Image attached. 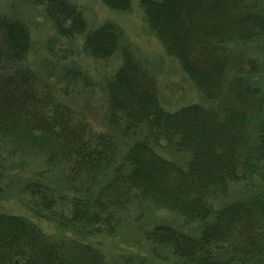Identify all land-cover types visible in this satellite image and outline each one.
I'll list each match as a JSON object with an SVG mask.
<instances>
[{"label": "trees", "instance_id": "16d2710c", "mask_svg": "<svg viewBox=\"0 0 264 264\" xmlns=\"http://www.w3.org/2000/svg\"><path fill=\"white\" fill-rule=\"evenodd\" d=\"M28 1L46 7L62 36L86 33L90 56H117L121 64L106 84L103 128L96 130L27 63L30 27L0 13V195L11 170L33 168L22 195L36 216L64 228L113 234L135 207L153 203L201 229L193 235L164 222L144 229L156 257L264 264V0H140L149 26L202 94V102L174 111L161 103L157 77L118 23L88 31L78 3ZM103 1L118 11L132 5ZM161 142L190 158L166 157ZM239 185L244 196L222 203ZM133 261L109 262L90 243L51 237L25 216L0 211V264Z\"/></svg>", "mask_w": 264, "mask_h": 264}, {"label": "rangeland", "instance_id": "374dc122", "mask_svg": "<svg viewBox=\"0 0 264 264\" xmlns=\"http://www.w3.org/2000/svg\"><path fill=\"white\" fill-rule=\"evenodd\" d=\"M72 1L83 7L88 20V31L107 21L116 22L124 29L127 42L157 77L159 98L165 109L174 111L182 105L203 101L201 91L187 76L179 60L168 54L149 26L140 0H132L131 7L126 11L114 10L103 0ZM0 13L18 18L30 27L33 46L27 63L53 82L64 100L86 113L96 130L102 129L107 109L106 84L120 66L121 59L117 56L110 59L90 56L84 50L86 33L74 38L62 36L47 15L44 5L28 0H0ZM66 73L68 76H65ZM65 88H68V95ZM157 149L166 157L179 162L190 158L189 155H180L170 150L165 142H161ZM31 169L27 172L10 171L7 178L11 185L6 193L0 195V211L25 216L51 237L74 238L90 243L99 248L109 262H123L132 257L134 264H180V260L173 256L167 259H163V256L156 257L143 241L144 229L164 222L179 226L193 235L200 233L198 223L188 224L179 213L151 203L147 205L148 208L135 207L131 217L116 233L81 235L33 213L28 197L21 193L23 184L31 177ZM51 178L56 182L62 181L61 175H52ZM240 187L241 185L238 186L239 191L236 190L230 197L223 199L222 203L243 197Z\"/></svg>", "mask_w": 264, "mask_h": 264}]
</instances>
